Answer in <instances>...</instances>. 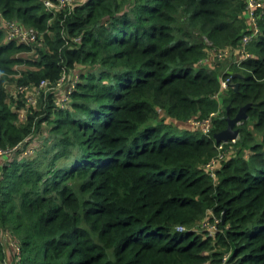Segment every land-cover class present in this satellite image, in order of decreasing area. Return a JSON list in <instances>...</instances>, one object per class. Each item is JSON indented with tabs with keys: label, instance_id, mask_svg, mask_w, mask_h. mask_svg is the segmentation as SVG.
<instances>
[{
	"label": "trees",
	"instance_id": "1",
	"mask_svg": "<svg viewBox=\"0 0 264 264\" xmlns=\"http://www.w3.org/2000/svg\"><path fill=\"white\" fill-rule=\"evenodd\" d=\"M44 1L0 0V17L39 33L24 60L33 69L17 86H55L78 66L95 70L76 84L72 110L51 97L37 111L47 113L38 130L49 117L51 135L66 127L49 160L37 168L0 164V229L20 249L17 262L10 252L11 264H264V144L252 143L248 130L264 133V8L258 36L244 47L249 57L223 70L196 65L208 43L216 51L241 44L249 32L243 0H85L58 11L51 25ZM1 30L0 146L14 151L32 116L17 125L6 102L13 96L5 73L23 62L16 52L24 49L6 43ZM229 68L241 75L232 79L238 87L218 102ZM247 103L239 153L212 183L200 166L216 152L212 134ZM157 108L176 119L200 121L220 109L223 117L213 119L209 136L175 132L156 123ZM209 211L220 220L204 237L194 225Z\"/></svg>",
	"mask_w": 264,
	"mask_h": 264
},
{
	"label": "rangeland",
	"instance_id": "2",
	"mask_svg": "<svg viewBox=\"0 0 264 264\" xmlns=\"http://www.w3.org/2000/svg\"><path fill=\"white\" fill-rule=\"evenodd\" d=\"M68 1L70 2V5L75 4L74 0H68ZM258 1L262 3L263 8H264V0H258ZM46 2H48V4ZM44 5H45L46 10L52 14V16L48 19V21L50 20L48 24L51 25L53 18H55L57 15L56 13L62 9L60 8V6H58L55 0H45ZM245 9H246V5H245ZM259 12L261 13L262 11H259ZM244 15L246 17V21L249 27H250V21H251V23H255V25L253 24V27L255 26L259 28L258 22H257L258 17L256 18V20L255 19L251 20L250 16L247 17L246 11L244 12ZM6 19L10 21L12 20L16 21L20 23L21 25L26 26L27 28H32L36 32V28L33 26L24 24L15 19H8V18ZM1 31H2V34L4 35V40H5L6 39L5 30L3 29ZM36 34H37L36 40H38L39 33L36 32ZM3 35H2V40H3ZM36 40L29 44H25V43L22 44L24 50H20L16 52V56L20 58L23 62H19V63L16 62L12 65L11 68L14 70V73H10V72L5 73V75H7V78H8L7 83L5 85L6 89L8 93L10 92L13 96V99L12 97H9L8 101L6 102L9 105V107L12 106V110H14L16 114L18 115V117L20 118L19 121H15L16 124L17 125L25 124L27 123L26 120H28L30 116H32V118H31V124L29 125V130L31 131L26 137L27 139L25 142L19 144L14 149V151L12 150L3 151L2 150L3 148L0 146L1 150L3 151L2 154L0 155V164H4V165L9 164V162H11L10 160L13 159V160H17L19 163L25 162L28 164H33L37 168V167H40L41 163L49 160V158H51L53 154V151L51 150L52 147L54 146L56 147L54 148V150H56L59 147V144L57 145L58 143L57 138L55 137H57V134L62 137L63 133L66 130L65 129L66 127H64L63 129H60L59 132L57 131L56 135H51L50 128H49L50 123H51L49 119L51 117H49L45 121L40 122L41 124L39 125L40 130H38L35 122L39 123L38 120L40 118H46V116L44 115H46L47 113L37 114V111L43 112L45 110V107L48 105V103H50L48 99L51 97H52L51 101L53 102V105L59 107V109L72 110L73 108L72 95H73L74 90L76 89L78 90L77 88L78 85L76 84L84 82L83 76L86 73L89 74L91 71L95 70L85 65L84 67L78 66L77 68L73 69L72 74L64 73L60 82H58L55 86L49 83L43 86H40L37 84L36 86V85H32L31 83V84L25 85L23 89L19 88L17 85H21V84H17L16 80L21 76L20 73L22 74L24 71L33 69L27 62L25 63L24 60L25 58L31 57L33 55L34 50H35L33 48V44L36 42ZM10 43H14L15 45H20L15 42H10ZM209 45L210 44L208 43V45L206 44V46L204 47L205 52H206L205 57L201 61H199L196 66L208 69V68H214V65L216 64L217 67H219V69L224 70V68L227 69V61L232 62V64L238 66L240 62L243 61V58L248 54L247 51H244L245 52L244 53L240 49L241 47H243L242 44H238L232 50L223 49L219 51H216L214 48L212 49ZM29 46H32V47H29ZM231 69L232 68H229V70ZM232 72L234 71L231 70L228 76H224L223 78L220 79V91L214 95L215 99L218 102L220 101V98L224 96L225 91L229 87H233L234 89H237L234 85L237 82H234L232 80L233 77L237 76V74L235 73L232 76L231 74ZM17 90H19V93L16 92ZM49 93H51L52 96ZM221 107H223V105L219 103L218 108H221ZM228 108L229 106H227V109ZM220 110L211 112L209 115L206 116L205 119L198 121V120H194L191 118H188V119L171 118L164 110H162L161 108H157L155 120H156V123L165 125L167 126L169 130H174L175 132L184 131L186 133H197V134L200 133V134H205L206 136H209L214 126L213 119L223 117V115L219 114ZM227 117H231V116H226V118ZM247 118H248V115L246 119ZM51 119H53V117ZM246 119L236 123L235 128L238 129V134L236 138L233 140L215 144L216 142H215L213 135L214 133L219 132L221 130L214 131V133L212 134L213 140L215 142L214 147H215L216 152L209 160H207L203 164H200L202 170L210 176L212 183L218 182L219 178H218L217 172L218 170H222L223 168L222 165L224 164V162L227 159H231L232 157H235L237 153H239V151H237L236 149L235 141L239 137V127L243 125V122ZM248 130H250V134L252 136V143L255 142V143L264 144V133L256 132V130L254 131L251 126H248ZM44 135H47L48 138H44L43 137ZM52 136H54V138ZM41 149H44V151H42ZM242 153L244 155V158L248 159L250 155V150L249 149L242 150ZM210 214L212 213L209 211L206 218H202L201 220L199 219L194 225L196 227V232L204 237L211 236L218 229V223H219L220 218L214 215L211 218ZM209 217L211 218L212 222L209 221ZM0 232H1L0 237L7 241L8 236H10L8 234L9 232L4 231L3 229H0ZM211 247H212L211 250H214V251L219 249V246L214 245V244ZM3 249L6 253L7 249H5L4 247ZM10 249L11 248L8 247V250H7L8 253L10 252L12 253ZM211 250H206V252H210ZM12 260H13L12 255L11 254L8 255L6 253V261L11 262ZM216 263L217 262L213 261L212 259H207L202 264H216ZM223 263L224 262L222 260L221 264Z\"/></svg>",
	"mask_w": 264,
	"mask_h": 264
},
{
	"label": "built area",
	"instance_id": "3",
	"mask_svg": "<svg viewBox=\"0 0 264 264\" xmlns=\"http://www.w3.org/2000/svg\"><path fill=\"white\" fill-rule=\"evenodd\" d=\"M55 1L57 2L58 6H60L61 9L69 8L71 6L68 0H55ZM243 1L246 4L245 11L247 13V17L250 16L251 20H254V19L256 20V18L258 17L257 13L263 9L262 3L259 2L258 0L256 1L255 0H243ZM46 3L48 4V2ZM253 24L255 25V23H251L250 21L249 32L248 34L243 36L241 39V44L243 47H241L240 49L242 50V52H244L245 50L244 49L245 45L248 44L250 40H252L253 38H256L259 34V28L255 26L253 27ZM0 29L5 30V37H6L5 42L6 43L15 42L17 44H23V43L29 44L37 39V34L32 28H27L26 26L21 25L20 23L16 21L7 20L2 16L0 17ZM248 57L249 55L247 54L243 59H246ZM47 83H48L47 81L42 80L39 85L43 86V85H46ZM2 152L3 151L0 148V155L2 154ZM0 245L3 246L7 250H8V247H10L11 248L10 250L12 251V253L15 254L14 262H17L18 260L17 256L20 252V249H19L18 244L14 241V238H12V236H8V240L6 241L5 239H2L0 237ZM1 264H11V262H7L6 259H4Z\"/></svg>",
	"mask_w": 264,
	"mask_h": 264
},
{
	"label": "water",
	"instance_id": "4",
	"mask_svg": "<svg viewBox=\"0 0 264 264\" xmlns=\"http://www.w3.org/2000/svg\"><path fill=\"white\" fill-rule=\"evenodd\" d=\"M238 77H241V75H237ZM235 87H238V84H234ZM250 107V103L245 104L244 106L240 107L236 114L233 117H227L226 118V128L214 133L213 137L215 139L216 144L220 142H227L229 140H233L236 138L238 134V129L235 128V125L237 122L242 121L246 119L247 117V110Z\"/></svg>",
	"mask_w": 264,
	"mask_h": 264
},
{
	"label": "crops",
	"instance_id": "5",
	"mask_svg": "<svg viewBox=\"0 0 264 264\" xmlns=\"http://www.w3.org/2000/svg\"><path fill=\"white\" fill-rule=\"evenodd\" d=\"M75 1V4H81V3H83L85 0H74ZM6 253L8 254V255H10L11 253H8V251L6 250Z\"/></svg>",
	"mask_w": 264,
	"mask_h": 264
}]
</instances>
